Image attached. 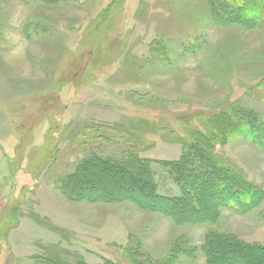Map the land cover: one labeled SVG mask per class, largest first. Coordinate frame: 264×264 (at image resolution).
I'll list each match as a JSON object with an SVG mask.
<instances>
[{
  "label": "rangeland",
  "instance_id": "374dc122",
  "mask_svg": "<svg viewBox=\"0 0 264 264\" xmlns=\"http://www.w3.org/2000/svg\"><path fill=\"white\" fill-rule=\"evenodd\" d=\"M262 18L222 26L209 0H0V264H207L210 235L264 246V203L196 226L62 191L82 160L135 153L160 195L182 199L161 163L194 141L264 190V150L248 135L200 138L228 129V114L264 123ZM10 22L39 49L17 65L4 59Z\"/></svg>",
  "mask_w": 264,
  "mask_h": 264
},
{
  "label": "trees",
  "instance_id": "16d2710c",
  "mask_svg": "<svg viewBox=\"0 0 264 264\" xmlns=\"http://www.w3.org/2000/svg\"><path fill=\"white\" fill-rule=\"evenodd\" d=\"M38 1L58 4L63 0ZM209 4L214 20L222 26L257 28L263 20L264 0H209ZM234 117L232 114L224 117V121L227 119L229 122L228 129L225 125L227 130L218 129L215 136L203 134L200 138L205 143L222 142L228 136L246 134L248 141L264 150V123L256 124L247 119L241 124ZM200 144L194 141L188 145V151L179 161L161 163L183 189L182 199L160 195L152 170L153 162L135 153L120 161L98 155L82 160L76 171L64 181L63 194L71 201H130L146 211L161 213L177 224L196 226L214 222L222 209L247 214L264 203V190L245 181ZM191 153L195 156L192 159L188 156ZM202 251L207 264H264V246L221 239L216 235H210ZM36 261L38 264H67L58 256L41 257ZM103 264L124 263L105 261Z\"/></svg>",
  "mask_w": 264,
  "mask_h": 264
},
{
  "label": "clouds",
  "instance_id": "9594fccd",
  "mask_svg": "<svg viewBox=\"0 0 264 264\" xmlns=\"http://www.w3.org/2000/svg\"><path fill=\"white\" fill-rule=\"evenodd\" d=\"M22 11V9H21ZM19 15V11L16 13ZM17 25L15 23L10 22V26L3 32V39L6 42V52L4 54V59L13 65L20 64L24 61L29 47L33 54L39 52V49L36 46H29L27 41L20 35V33L16 30Z\"/></svg>",
  "mask_w": 264,
  "mask_h": 264
}]
</instances>
